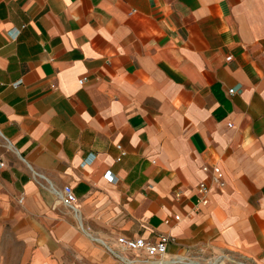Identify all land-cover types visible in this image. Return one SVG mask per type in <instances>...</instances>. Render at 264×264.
Returning a JSON list of instances; mask_svg holds the SVG:
<instances>
[{
	"label": "crops",
	"instance_id": "obj_1",
	"mask_svg": "<svg viewBox=\"0 0 264 264\" xmlns=\"http://www.w3.org/2000/svg\"><path fill=\"white\" fill-rule=\"evenodd\" d=\"M160 234L264 264V0H0V264Z\"/></svg>",
	"mask_w": 264,
	"mask_h": 264
},
{
	"label": "built area",
	"instance_id": "obj_2",
	"mask_svg": "<svg viewBox=\"0 0 264 264\" xmlns=\"http://www.w3.org/2000/svg\"><path fill=\"white\" fill-rule=\"evenodd\" d=\"M84 81V78L80 79V83ZM229 93H233V89L228 90ZM231 126V124H229ZM214 177L217 181H220L222 173L219 167H213ZM208 186L201 182L198 185L197 191V205H205L208 202L207 197ZM62 202L69 207H72L76 201V197L69 186H65L61 193ZM179 216H175V219H178ZM165 222H168L166 219ZM170 240V237L165 234H160L156 240L149 241L143 238H126L124 236H119L116 238V243L118 248H113L105 242L101 241L105 252L110 255L115 264H137L140 261L139 253L144 252L147 256V259L144 261L151 262L152 264H167L171 262L170 260L165 259L167 243ZM158 257L157 261H154L151 258Z\"/></svg>",
	"mask_w": 264,
	"mask_h": 264
}]
</instances>
